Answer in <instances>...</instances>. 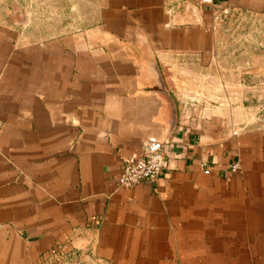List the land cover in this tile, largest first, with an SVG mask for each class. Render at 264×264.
Returning <instances> with one entry per match:
<instances>
[{"label": "crops", "instance_id": "obj_1", "mask_svg": "<svg viewBox=\"0 0 264 264\" xmlns=\"http://www.w3.org/2000/svg\"><path fill=\"white\" fill-rule=\"evenodd\" d=\"M216 10L264 20V0H35L34 35L0 24V264L64 243L106 264H264V124L186 111L167 77L215 56ZM148 139L168 168L119 187Z\"/></svg>", "mask_w": 264, "mask_h": 264}, {"label": "rangeland", "instance_id": "obj_2", "mask_svg": "<svg viewBox=\"0 0 264 264\" xmlns=\"http://www.w3.org/2000/svg\"><path fill=\"white\" fill-rule=\"evenodd\" d=\"M18 6V7H17ZM25 34H35V0H0L1 25H11V17ZM216 22V54L208 60L167 61V77L186 111L232 110L233 116L247 115L253 124H264V75L254 66L257 52L264 49V20L245 21L223 10L213 13ZM263 40V41H262ZM19 44L35 42L21 38ZM259 61V59H258ZM239 124V123H238ZM41 264H106L89 251L75 246L60 248L54 256H43Z\"/></svg>", "mask_w": 264, "mask_h": 264}, {"label": "built area", "instance_id": "obj_3", "mask_svg": "<svg viewBox=\"0 0 264 264\" xmlns=\"http://www.w3.org/2000/svg\"><path fill=\"white\" fill-rule=\"evenodd\" d=\"M197 1L201 4L213 3V0ZM168 166V153L163 144L143 154L130 153L122 158L121 170L117 179L118 186L121 188H129L142 182H157ZM201 166L206 167V164L202 163ZM238 169L239 164L235 162L232 165V171ZM67 246H71V243L69 245L64 243L53 246L45 254L46 258L56 255L60 248H66Z\"/></svg>", "mask_w": 264, "mask_h": 264}, {"label": "water", "instance_id": "obj_4", "mask_svg": "<svg viewBox=\"0 0 264 264\" xmlns=\"http://www.w3.org/2000/svg\"><path fill=\"white\" fill-rule=\"evenodd\" d=\"M166 139V138H165ZM161 140V141H157V140H154V139H148L144 142V150L145 152H149L153 149H156L160 146V144L165 140Z\"/></svg>", "mask_w": 264, "mask_h": 264}]
</instances>
